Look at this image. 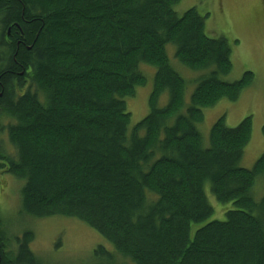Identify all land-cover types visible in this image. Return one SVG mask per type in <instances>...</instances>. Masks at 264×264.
<instances>
[{"label":"trees","instance_id":"1","mask_svg":"<svg viewBox=\"0 0 264 264\" xmlns=\"http://www.w3.org/2000/svg\"><path fill=\"white\" fill-rule=\"evenodd\" d=\"M179 1L0 0V115L18 213L97 231L114 250L98 246L103 261L91 264H264V195L253 196L264 153L240 166L252 118L234 127L219 118L208 146L197 127L203 108L236 100L253 74L223 80L227 39L208 36L196 8L177 13ZM167 44L183 65L207 70L188 103ZM141 64L155 67L153 86L148 113L131 124L125 98L146 82ZM207 183L233 208L198 226L214 210ZM6 222L0 211V264H51L31 249V230Z\"/></svg>","mask_w":264,"mask_h":264},{"label":"rangeland","instance_id":"2","mask_svg":"<svg viewBox=\"0 0 264 264\" xmlns=\"http://www.w3.org/2000/svg\"><path fill=\"white\" fill-rule=\"evenodd\" d=\"M192 7L204 17L205 33L208 36L224 37L229 43L232 68L222 79L233 82L240 79L245 72L253 74L252 81L236 100L222 98L213 106L203 108V120L197 124L203 144L208 146L211 126L219 118L223 117L226 126L234 127L243 118L251 116V138L240 161V166L250 169L264 153V0H180L174 9L181 14ZM166 52L171 65L186 80L184 100L188 103L195 87L194 80L207 70H192L180 63L174 56L175 46L172 44L166 45ZM141 65L146 82L135 87L134 96L125 98L127 109L131 112V124L141 120L149 110L148 98L152 91L155 67ZM167 100V92H163L158 99V106H164ZM3 136L4 143L8 145L7 136ZM255 187L258 195L254 191ZM20 188L21 181L13 175L6 173L0 178L1 215L4 221H7L6 225H11L14 232L26 227L31 230V249L43 255L47 261L50 260L51 264H91L95 260L103 261V258L97 257L95 253L98 246L109 252L114 250L112 244L101 234L77 219L22 218L18 213ZM205 192L214 210L209 218L196 223L198 226L213 219L223 220L225 211L233 208L230 201L221 203L216 200L210 191L209 183L205 186ZM263 195L264 175H259L253 187V196L259 199ZM117 261L121 264H132L121 256H117Z\"/></svg>","mask_w":264,"mask_h":264},{"label":"flooded vegetation","instance_id":"3","mask_svg":"<svg viewBox=\"0 0 264 264\" xmlns=\"http://www.w3.org/2000/svg\"><path fill=\"white\" fill-rule=\"evenodd\" d=\"M6 117L0 115V146L4 153L0 152V178L6 174V142L4 143L5 137L3 134L6 135ZM4 137V140L2 139ZM3 147V148H2Z\"/></svg>","mask_w":264,"mask_h":264}]
</instances>
